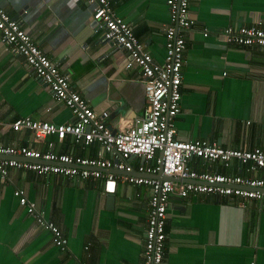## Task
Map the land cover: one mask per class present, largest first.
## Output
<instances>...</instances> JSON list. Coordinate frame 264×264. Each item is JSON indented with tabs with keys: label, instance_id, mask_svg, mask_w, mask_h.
<instances>
[{
	"label": "crops",
	"instance_id": "0c3cea01",
	"mask_svg": "<svg viewBox=\"0 0 264 264\" xmlns=\"http://www.w3.org/2000/svg\"><path fill=\"white\" fill-rule=\"evenodd\" d=\"M168 0H111L118 17L134 28L154 61L165 63L171 26ZM71 84L114 130L144 117L145 84L137 68L127 69V52L103 39L85 0H0ZM196 27L183 33L181 113L175 119L182 141L213 140L224 148H264V48L229 45V27L264 29V0H192ZM205 30L209 36L205 37ZM0 33V145L30 146L41 152L98 157V146H74L70 138H37L9 127L20 118L54 124L74 122L71 110L8 48ZM53 143V147L50 144ZM144 163L132 160L134 166ZM197 172L246 176L235 162H190ZM264 178V170L249 175ZM25 191L38 212L56 222L68 240L61 249L52 233L20 205ZM150 191L146 186L38 177L11 169L0 178V264H143ZM245 202L242 206L241 202ZM164 264H264V207L220 195L170 197Z\"/></svg>",
	"mask_w": 264,
	"mask_h": 264
},
{
	"label": "built area",
	"instance_id": "2783aa9c",
	"mask_svg": "<svg viewBox=\"0 0 264 264\" xmlns=\"http://www.w3.org/2000/svg\"><path fill=\"white\" fill-rule=\"evenodd\" d=\"M93 8V20L103 32V39L127 52V69L142 73L147 98L144 117L130 128L114 131L107 123L108 114H99L62 73L32 36L22 28L0 2V33L8 48L25 59L27 66L68 107L74 122L54 124L32 118H20L9 127L15 133L33 132L37 138L56 136L71 139L74 146L87 149L98 146V157L76 153L41 152L30 146L0 145V178L7 179L11 169H21L47 179H81L93 183H124L146 186L150 191L149 215L145 234L143 264H164L168 239V209L170 197L178 191L181 197L190 195H220L229 200L255 201L264 207V178L249 175L264 170V148L252 150L222 147L213 140L182 141L177 137L175 119L181 113L183 66L187 42L183 33L196 27L190 13L192 0H168L171 26L165 30V63L158 64L138 39L134 28L118 17L111 0H85ZM204 36H209L205 30ZM226 43L244 48H264V29L229 27L223 31ZM53 147V143L50 144ZM142 159L137 167L132 160ZM231 167L238 162L246 168V176L197 172L190 162ZM162 173L166 179L156 176ZM175 180V181H173ZM20 205L27 209L37 225L48 229L54 244L65 249L68 240L63 229L47 220L28 200L22 189L14 192ZM245 206V202H241ZM82 264H89L83 262Z\"/></svg>",
	"mask_w": 264,
	"mask_h": 264
},
{
	"label": "water",
	"instance_id": "95a60500",
	"mask_svg": "<svg viewBox=\"0 0 264 264\" xmlns=\"http://www.w3.org/2000/svg\"><path fill=\"white\" fill-rule=\"evenodd\" d=\"M156 177L159 179H166V177L162 173H160ZM173 181H175V180H173ZM108 186L114 189L116 186V183L115 182L108 183Z\"/></svg>",
	"mask_w": 264,
	"mask_h": 264
}]
</instances>
